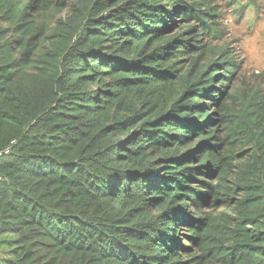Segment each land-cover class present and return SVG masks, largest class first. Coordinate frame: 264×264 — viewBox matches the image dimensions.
<instances>
[{"label":"trees","instance_id":"trees-1","mask_svg":"<svg viewBox=\"0 0 264 264\" xmlns=\"http://www.w3.org/2000/svg\"><path fill=\"white\" fill-rule=\"evenodd\" d=\"M215 1L0 0V264H264V89Z\"/></svg>","mask_w":264,"mask_h":264},{"label":"rangeland","instance_id":"rangeland-1","mask_svg":"<svg viewBox=\"0 0 264 264\" xmlns=\"http://www.w3.org/2000/svg\"><path fill=\"white\" fill-rule=\"evenodd\" d=\"M214 5L221 16V35L215 45L225 49L234 64L228 90L264 89V0L233 4L216 0ZM5 239L8 237H0V241ZM6 257V245L1 243L0 259Z\"/></svg>","mask_w":264,"mask_h":264}]
</instances>
